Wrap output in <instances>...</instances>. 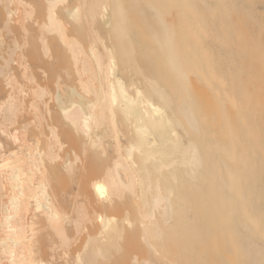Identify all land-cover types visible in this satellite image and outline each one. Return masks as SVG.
<instances>
[{
	"label": "bare ground",
	"instance_id": "1",
	"mask_svg": "<svg viewBox=\"0 0 264 264\" xmlns=\"http://www.w3.org/2000/svg\"><path fill=\"white\" fill-rule=\"evenodd\" d=\"M249 3L0 0V264H264Z\"/></svg>",
	"mask_w": 264,
	"mask_h": 264
},
{
	"label": "rangeland",
	"instance_id": "2",
	"mask_svg": "<svg viewBox=\"0 0 264 264\" xmlns=\"http://www.w3.org/2000/svg\"><path fill=\"white\" fill-rule=\"evenodd\" d=\"M247 8H249V10L252 11L255 19L252 17H247V19L244 20L246 22L244 26L246 28V33H247L245 36L246 41H244V43L252 46L256 45L254 46V48L256 47L258 48H256V51H254V49L252 48L251 49L248 48L249 57L248 55L246 56V64L249 67L252 66V68L254 67L258 69L264 66V62L262 60L264 59V0H250V3L247 5ZM253 52H255V54L257 52L256 56L262 54L261 56L263 57L261 58L260 56H258L256 60V56ZM253 58L254 60H256L254 61V63L253 61H251L253 60ZM258 59L262 60L261 63L258 62Z\"/></svg>",
	"mask_w": 264,
	"mask_h": 264
},
{
	"label": "snow or ice",
	"instance_id": "3",
	"mask_svg": "<svg viewBox=\"0 0 264 264\" xmlns=\"http://www.w3.org/2000/svg\"><path fill=\"white\" fill-rule=\"evenodd\" d=\"M173 44H174V42H173ZM98 190H99V188H98Z\"/></svg>",
	"mask_w": 264,
	"mask_h": 264
}]
</instances>
